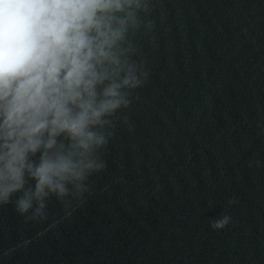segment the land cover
Segmentation results:
<instances>
[{"label": "water", "instance_id": "1", "mask_svg": "<svg viewBox=\"0 0 264 264\" xmlns=\"http://www.w3.org/2000/svg\"><path fill=\"white\" fill-rule=\"evenodd\" d=\"M150 18V76L93 194L44 223L0 206V264H264V0H155Z\"/></svg>", "mask_w": 264, "mask_h": 264}, {"label": "clouds", "instance_id": "2", "mask_svg": "<svg viewBox=\"0 0 264 264\" xmlns=\"http://www.w3.org/2000/svg\"><path fill=\"white\" fill-rule=\"evenodd\" d=\"M154 4L0 0V206L25 223L46 222L53 200L70 218L106 171L117 127L131 130L126 112L150 76L137 37ZM237 203L209 227L225 229Z\"/></svg>", "mask_w": 264, "mask_h": 264}]
</instances>
